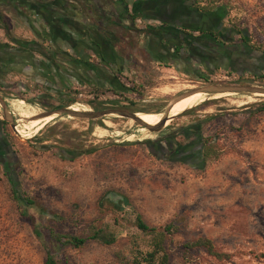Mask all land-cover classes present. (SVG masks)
I'll return each mask as SVG.
<instances>
[{"label": "rangeland", "instance_id": "rangeland-1", "mask_svg": "<svg viewBox=\"0 0 264 264\" xmlns=\"http://www.w3.org/2000/svg\"><path fill=\"white\" fill-rule=\"evenodd\" d=\"M212 7L223 29L237 27L250 46L264 52V0H214ZM27 14L22 2L0 0L1 51L15 47L12 37L33 41L29 28L48 30L41 18ZM72 14L69 24L86 27L91 21L89 14L88 20ZM128 38L129 66L149 69L119 75L122 84L115 88L107 83L95 88L98 101L120 103L96 119L65 114L34 119L48 112L39 103L41 85L0 69L6 87L0 93V264H43L47 252L70 264H131L133 242L145 248L130 226L134 214L151 227L173 225L163 243L166 264H264V94L194 93L174 102L163 129L193 124L198 134L214 137L217 157L204 162L156 157L148 143L156 134L116 111L136 113L156 130L171 98L206 84L200 75L210 82H229L235 75L224 78L221 68L147 65L134 51L136 36ZM142 75L148 78L139 80ZM249 84L264 87V80ZM90 92L87 86L76 90L79 99L68 109L92 111ZM51 214L61 219L58 230L85 236L90 227L106 224L116 240L108 246L88 240L79 248L54 247L41 228L40 237L33 234L28 217L42 225ZM201 237L211 241L217 256L197 246L183 248Z\"/></svg>", "mask_w": 264, "mask_h": 264}, {"label": "flooded vegetation", "instance_id": "flooded-vegetation-1", "mask_svg": "<svg viewBox=\"0 0 264 264\" xmlns=\"http://www.w3.org/2000/svg\"><path fill=\"white\" fill-rule=\"evenodd\" d=\"M6 1L11 2L10 0ZM57 1L62 3L56 11L49 9L50 14H46L49 16L48 20L45 15L43 16L40 13H36L37 17L41 18L49 29L62 30L60 26L68 25L71 22L70 15H67L68 12L70 14L75 12L86 20H88L87 16L89 14L91 21L86 27L92 31V36H96V39L100 41V45L96 43L97 48L102 49L98 54L100 60L94 54L83 59V64H80L79 69L84 73L85 79L84 81L78 80V82L71 80L76 87L70 85L60 87L55 84L53 87H47L44 83L46 80L39 78L40 74H43V70L38 64L35 65L38 69L34 71L36 77L32 78L33 83L41 85L42 90L38 97L39 103L48 112L67 105L70 106L73 102L68 103L67 101L70 98L79 99V94H77L78 96L74 95V92L83 86H87L88 89L91 88V92L88 94L90 98L87 102L93 108L92 111L117 108L116 105L120 103L100 102L95 99L97 97L94 93L95 88L103 87V83L112 85L113 88H115L114 84H122L119 79V75H125L122 67H106L113 56V52L109 48L114 47L119 56L124 54L128 56L127 47L130 46V43L127 40L129 38L119 40L114 36L115 33H130L136 37L140 36L141 40H137L139 46H136L134 51L137 52L138 57L143 58L148 63L166 64L177 60L178 62H191L202 65L211 69V71L221 68L225 71L224 78H228L226 74L235 75L234 79L229 81L231 84H249L251 79L261 75L258 69L264 70V53L247 43L243 31L232 27V32L237 33L238 40L234 39L231 30L223 29L222 18L219 13L216 11H202L191 0ZM141 22H143V25L136 24ZM27 31L34 37V40L21 41L13 38L14 44L19 49L22 44L23 49L33 50V52L43 51L42 42L45 38V32L39 28H29ZM65 36L66 40L64 41H66V44L72 47H76L77 44L79 46L78 39L75 40L74 45L72 44L74 40H71L68 34ZM143 44L146 45V48L143 47ZM198 45H200V48ZM49 46H54V53L59 55V49L55 47L54 43ZM87 47H90V45ZM139 62L142 61L139 60ZM126 71L128 73V68ZM247 73L248 77L245 75ZM199 77L206 84L208 83L207 77L203 75ZM5 88L0 83V93L4 94ZM26 100L32 102L30 99ZM52 100H56L57 103H53ZM96 105H100L103 109H96ZM203 122L208 123V119L203 120ZM165 125V122L157 125V129L152 132L156 134L155 137L148 141L149 146L154 148L152 153L156 157L174 162H187L194 158L201 160L200 152L205 140L215 142L213 136L208 138V136L198 134L197 128L193 124H184L182 127H176L170 129V131L163 129Z\"/></svg>", "mask_w": 264, "mask_h": 264}, {"label": "crops", "instance_id": "crops-1", "mask_svg": "<svg viewBox=\"0 0 264 264\" xmlns=\"http://www.w3.org/2000/svg\"><path fill=\"white\" fill-rule=\"evenodd\" d=\"M12 2H22L24 7H27L29 10V15L27 14V19H31V15L41 14L47 16L50 14V10H58V6L62 3L57 0H10ZM47 6V7H46ZM69 13V12H68ZM73 13V14H72ZM72 16L74 15L76 18H79V14L72 12ZM31 14V15H30ZM47 14V15H46ZM51 21V20H50ZM73 25H76V27H73ZM62 30L57 29H46L45 32V38L42 43V47L44 48L43 51L40 52H33V50H28L26 48L23 49V45L21 44L20 49L16 47L17 45L13 44L15 47L12 49L4 50L2 48V45H0V69L2 67L7 68L9 73H12L14 75H17L19 78H25L29 79L33 82V79L35 76V72L38 68L35 67V65L38 64V66L43 70V74H40L39 78L45 79L46 82L44 83L46 85H58L60 87L63 86H71L73 85V81L78 82V80L84 81L85 75L81 70L79 69L80 64H83L82 61L85 59L88 55L94 54L95 57L98 58V54H100V51L102 48L98 49L96 46V43L100 45V41L96 39V36H92V31L89 30V28L84 27L82 23L77 24H68V25H62L60 26ZM68 34V37L70 36L72 41V44L75 45V40H79V46L77 44L76 47H72L68 44H66V36ZM117 34V33H116ZM120 34V33H119ZM118 34V35H119ZM117 35V36H118ZM128 36H130V33H121L119 35V39H128ZM11 38V37H10ZM14 37L11 38V40ZM138 38V39H137ZM69 39V38H68ZM135 40H141V37H136ZM88 41V42H87ZM92 42H94L92 44ZM52 43L55 44V47L59 49V55L54 53L53 47H50ZM47 44V45H46ZM86 45V46H85ZM90 45V47H87ZM200 48V45H198ZM143 47L146 48V45L143 44ZM202 47V46H201ZM113 52L112 58L109 60V64L106 65V67H114V66H120L123 69V73L127 75L126 69L128 68V72L131 73V69L129 64L127 63L128 56H119L116 52V49L114 47L109 48ZM7 51V52H6ZM61 51V53H60ZM184 51V50H183ZM6 52V53H5ZM128 55V53H127ZM99 59V58H98ZM100 60V59H99ZM39 62V63H36ZM156 63V62H155ZM165 65L171 66L176 69H184L187 70L188 68L196 66V68H203L206 67L202 65H194L191 62H178L173 61V63H166ZM39 74V73H37Z\"/></svg>", "mask_w": 264, "mask_h": 264}, {"label": "trees", "instance_id": "trees-1", "mask_svg": "<svg viewBox=\"0 0 264 264\" xmlns=\"http://www.w3.org/2000/svg\"><path fill=\"white\" fill-rule=\"evenodd\" d=\"M196 7H198L202 11H211L212 6L214 4V0H191ZM237 29V27H234ZM239 32V30H238ZM258 50V49H257ZM263 52V51H262ZM264 53V52H263ZM147 62H145L146 64ZM131 64V63H130ZM133 64V63H132ZM148 65V63H147ZM146 66V65H141ZM134 66L130 65L131 70H134L138 74V70L141 69L144 72L148 70L147 67ZM138 79L148 78L145 75L137 76ZM264 80V75L261 74L259 76L251 79L250 82H260L262 83ZM208 83H214L208 81ZM127 90L133 91L132 87L126 88ZM74 98H70L67 102H74ZM65 106V105H62ZM215 143H212L210 140L206 139L202 149H201V162H204L210 158L217 157V150L215 148ZM16 200L23 203V205H31L28 200H22L16 197ZM115 209H120V203L113 205ZM26 215L25 211L22 212ZM30 220L31 230L36 237H40V228L46 232L47 238L52 242L54 247H69V248H79L84 245V243L88 240L97 241L103 245H111L115 242L116 237L114 234V230L109 228L108 225L104 224L98 228L90 227L87 234L85 236L73 235L70 233H66L64 231L58 230L57 223L61 222V219L55 215L51 214L49 217V222L38 225L35 222L32 216H28ZM130 226L134 228V230L138 233L141 238L142 245H145V248L138 247L134 242L131 248V264H166L167 256L164 251L163 243L165 237L169 235L174 227L171 224L164 225L162 227H151L146 225L141 219L139 214H134L132 217V221L130 222ZM197 246L203 248L207 253L217 256V254L213 251V246L211 241L201 237L193 242L184 243L183 248L189 249L190 247ZM43 264H70L66 261L59 258L56 254L47 252L45 254V258Z\"/></svg>", "mask_w": 264, "mask_h": 264}, {"label": "water", "instance_id": "water-1", "mask_svg": "<svg viewBox=\"0 0 264 264\" xmlns=\"http://www.w3.org/2000/svg\"><path fill=\"white\" fill-rule=\"evenodd\" d=\"M224 92L239 93V94H252V93L264 94V87L255 86V85H252V84H245V85L231 84V83L225 82V81L203 84V85H201L198 88L189 89V90H187V91H185L183 93H180V94L176 95L175 97L171 98L169 100V102L167 103L163 113L161 114V117H160V119H159L157 124L160 125V124L164 123L167 120V111H168L167 109L174 102L179 101L180 99H183V98H185V97H187L189 95H192L194 93H202V94L206 95L207 97H209V96H212L214 94L224 93ZM0 102H1V100H0ZM68 108H69V105H67L66 107L58 108V109H55L53 111L47 112L45 115L39 116L38 118H34V119L44 118V117H47V116H51L53 114H65V115L82 117V118H88V119H96V118H100L102 116L111 114V112H106L105 113L103 111H83V112H78V111H71ZM116 112H117L116 115H119V116L127 118V119H132L135 122H137L139 125H142L146 129H148V131H150V132L155 131L154 130L155 129L154 125L153 126H147V125L143 124L142 122H140L135 117L136 113L128 114V113L123 112V111H116ZM155 114H160V113H155ZM172 118L173 117H171L170 119H172Z\"/></svg>", "mask_w": 264, "mask_h": 264}, {"label": "bare ground", "instance_id": "bare-ground-1", "mask_svg": "<svg viewBox=\"0 0 264 264\" xmlns=\"http://www.w3.org/2000/svg\"><path fill=\"white\" fill-rule=\"evenodd\" d=\"M260 94V93H259ZM254 96V95H253ZM255 97V96H254ZM76 103H73V104H71L72 106L73 105H75ZM74 109H76V110H84V111H86L84 108H82V107H75ZM26 111V110H25ZM159 117H156V119H158ZM143 121V120H142ZM32 123V122H31ZM104 124L106 125V126H109V124L107 123V122H104Z\"/></svg>", "mask_w": 264, "mask_h": 264}]
</instances>
